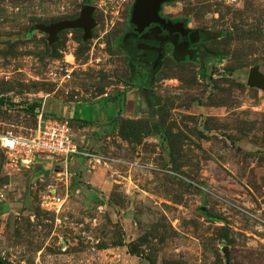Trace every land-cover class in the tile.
I'll use <instances>...</instances> for the list:
<instances>
[{
  "label": "rangeland",
  "instance_id": "obj_1",
  "mask_svg": "<svg viewBox=\"0 0 264 264\" xmlns=\"http://www.w3.org/2000/svg\"><path fill=\"white\" fill-rule=\"evenodd\" d=\"M134 2L0 0V132L66 119L91 155L9 168L0 151V262L264 264V91L247 83L264 78V0L163 5L203 38L156 65L124 40ZM85 7L88 39L38 29Z\"/></svg>",
  "mask_w": 264,
  "mask_h": 264
},
{
  "label": "built area",
  "instance_id": "obj_2",
  "mask_svg": "<svg viewBox=\"0 0 264 264\" xmlns=\"http://www.w3.org/2000/svg\"><path fill=\"white\" fill-rule=\"evenodd\" d=\"M71 133L66 119L57 120L39 114L36 129L29 136L12 130L0 132V151L9 168L31 167L40 158L59 162L72 157L89 158L91 155L81 150ZM60 201L54 198L49 203L50 211L57 214L62 207Z\"/></svg>",
  "mask_w": 264,
  "mask_h": 264
},
{
  "label": "water",
  "instance_id": "obj_3",
  "mask_svg": "<svg viewBox=\"0 0 264 264\" xmlns=\"http://www.w3.org/2000/svg\"><path fill=\"white\" fill-rule=\"evenodd\" d=\"M170 1L173 0H135L130 18V23L134 26L133 33L126 34L124 40L126 41L129 36L136 37L137 34L142 33L146 28H148L150 24H155L157 27L149 29L146 34L141 36L142 39L161 42L162 39L156 37V35L161 31L167 32L169 37L173 33H180L179 28H182L183 24H173L171 22H167L159 15L161 7ZM92 13L93 8L85 7L81 10L78 19L74 21H63L47 27L40 26L38 29L49 36L48 40L50 42L55 41L57 34L66 29H81L83 31V38L88 39L91 37V30L95 26ZM171 40L172 39H169V41ZM172 43H174V41ZM137 48L156 52L158 55L155 65L159 62L161 56L160 48H151L143 44H138ZM181 53L182 52H180L179 49L175 47L173 51V57L178 60ZM181 58V60L184 59V57ZM247 83L250 86H256L264 91V78L256 69H251L249 71ZM0 264L5 263L0 262Z\"/></svg>",
  "mask_w": 264,
  "mask_h": 264
},
{
  "label": "flooded vegetation",
  "instance_id": "obj_4",
  "mask_svg": "<svg viewBox=\"0 0 264 264\" xmlns=\"http://www.w3.org/2000/svg\"><path fill=\"white\" fill-rule=\"evenodd\" d=\"M165 5V4H164ZM133 7V6H132ZM162 8V7H161ZM132 12V11H131ZM161 12V10H160ZM159 12V15L161 18H163L167 22H171L173 24L175 23H181L183 24L182 28H179L180 33H173L170 37L167 32L161 31L159 34L156 35L157 38L162 39L160 41H154V40H144L141 38L142 35L146 34L149 29L157 27L155 24H150L148 28H146L142 33L137 34L136 37L129 36L128 41H129V47L132 48L134 45L137 47L139 43L145 44L147 47H153V48H160L162 54V51L169 47L171 50V53L174 51V48L177 47L180 52H182L185 55L193 56L195 53V48L193 47L194 43L200 42L203 38L201 32H197L194 30L189 29L186 24L183 21L179 20H170L166 17H163L162 14ZM134 26L130 23L129 30L126 32L128 33H133ZM169 39H172L169 41ZM174 41V43H172ZM150 52V51H149ZM154 54V58H157V53H152ZM188 61L186 58L185 62Z\"/></svg>",
  "mask_w": 264,
  "mask_h": 264
},
{
  "label": "crops",
  "instance_id": "obj_5",
  "mask_svg": "<svg viewBox=\"0 0 264 264\" xmlns=\"http://www.w3.org/2000/svg\"><path fill=\"white\" fill-rule=\"evenodd\" d=\"M66 114V113H65ZM67 116H73V113L71 112V111H67ZM30 130V132L31 131H35V129L34 130H32V129H28V131ZM85 130H86V128L83 126V128H80V127H78L77 126V128H75V130H73V133H74V135H73V133H72V136H73V139H74V141L79 145V147H81L82 146V144L84 143V139H83V133L85 132ZM27 132V131H26ZM71 132H72V130H71ZM42 161H49V162H52V163H54V165H55V167L56 166H61V167H64V166H67V164L69 163L72 167H75V168H78V166H79V163H80V161L79 160H81L80 158H77V160L76 161H71V160H68V161H66V162H64L63 163V165H61V164H57V162L58 161H55V160H49V159H44V158H40ZM36 164H38L39 166H41V163H38V162H36ZM39 167H37V169H38Z\"/></svg>",
  "mask_w": 264,
  "mask_h": 264
},
{
  "label": "trees",
  "instance_id": "obj_6",
  "mask_svg": "<svg viewBox=\"0 0 264 264\" xmlns=\"http://www.w3.org/2000/svg\"><path fill=\"white\" fill-rule=\"evenodd\" d=\"M131 52H132V57H133V58H136V59H135V63L138 65V64L140 63V61H139V59H138L139 57H138V58H137L136 56L134 57L135 52H137V51H136V47H135V45L132 47ZM3 105H5V101L2 100V99H0V107L3 106ZM6 105H7V104H6ZM37 107H38V105H37L36 103H34V104H32V105L30 106V110H31V111H34Z\"/></svg>",
  "mask_w": 264,
  "mask_h": 264
}]
</instances>
